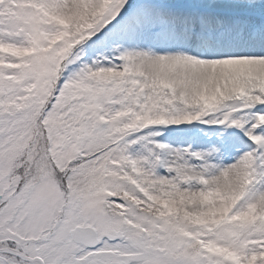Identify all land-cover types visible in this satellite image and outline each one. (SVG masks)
<instances>
[{"label":"snow or ice","instance_id":"6c2138e0","mask_svg":"<svg viewBox=\"0 0 264 264\" xmlns=\"http://www.w3.org/2000/svg\"><path fill=\"white\" fill-rule=\"evenodd\" d=\"M0 264H264V0H0Z\"/></svg>","mask_w":264,"mask_h":264}]
</instances>
